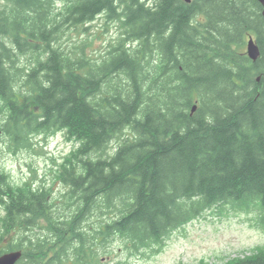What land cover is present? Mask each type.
<instances>
[{
	"label": "trees",
	"instance_id": "16d2710c",
	"mask_svg": "<svg viewBox=\"0 0 264 264\" xmlns=\"http://www.w3.org/2000/svg\"><path fill=\"white\" fill-rule=\"evenodd\" d=\"M3 1L0 143L27 151L62 131L75 147L55 171L61 197L0 165V255L99 264L115 236L134 253L161 248L215 207L255 213L264 227L259 0ZM98 19L119 28L104 54L61 44ZM200 264H264V247Z\"/></svg>",
	"mask_w": 264,
	"mask_h": 264
},
{
	"label": "rangeland",
	"instance_id": "374dc122",
	"mask_svg": "<svg viewBox=\"0 0 264 264\" xmlns=\"http://www.w3.org/2000/svg\"><path fill=\"white\" fill-rule=\"evenodd\" d=\"M0 3L5 2L0 0ZM88 27L90 30L86 34L80 29L84 32L82 35L77 29L67 31L61 44L71 49L76 48V43L88 42L87 52L99 57L119 35L118 24L105 25L103 19H98ZM74 147L75 143L62 131L47 137L35 136L33 146L27 151L15 153L12 146L0 143V165L15 183L34 179L35 183L41 184L45 180L55 189V197H61L65 187L55 180V171L57 165ZM93 220L94 218L90 219ZM33 231L39 233L40 230ZM14 237L19 240L21 236L17 234ZM118 237L110 238L111 244L102 245L99 252L102 261L99 264H200L201 261L216 263L243 257L264 247V227L259 224L257 215L234 212L230 206H225L222 211L216 207L207 210L202 217L174 231L161 248L154 246L151 250L145 248L134 253Z\"/></svg>",
	"mask_w": 264,
	"mask_h": 264
},
{
	"label": "water",
	"instance_id": "95a60500",
	"mask_svg": "<svg viewBox=\"0 0 264 264\" xmlns=\"http://www.w3.org/2000/svg\"><path fill=\"white\" fill-rule=\"evenodd\" d=\"M187 1H191V0H187ZM259 1L262 3L264 9V0H259ZM263 14H264V10H263ZM248 51H249V55L254 59H257L259 57L260 54L259 49L254 44L253 39H251V41L249 42ZM21 255H22L21 251L6 253L0 256V264H16L17 261L21 258Z\"/></svg>",
	"mask_w": 264,
	"mask_h": 264
},
{
	"label": "bare ground",
	"instance_id": "6f19581e",
	"mask_svg": "<svg viewBox=\"0 0 264 264\" xmlns=\"http://www.w3.org/2000/svg\"><path fill=\"white\" fill-rule=\"evenodd\" d=\"M264 10V9H263ZM263 10H262V14H263ZM263 16H264V14H263ZM251 39H253V42H254V44L258 47V49H259V57H260V55H261V47H260V45L258 44V42H257V39H256V37H254V36H249L248 37V39H247V41H246V44H248L249 45V42L251 41ZM250 57V59L251 60H253V61H255L256 59H254L253 57H251V56H249ZM26 65V64H25ZM196 109V106L193 108V110H195Z\"/></svg>",
	"mask_w": 264,
	"mask_h": 264
}]
</instances>
